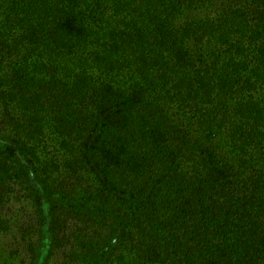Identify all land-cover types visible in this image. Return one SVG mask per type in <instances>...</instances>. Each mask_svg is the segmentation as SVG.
Listing matches in <instances>:
<instances>
[{"label":"trees","instance_id":"obj_1","mask_svg":"<svg viewBox=\"0 0 264 264\" xmlns=\"http://www.w3.org/2000/svg\"><path fill=\"white\" fill-rule=\"evenodd\" d=\"M45 229L58 264H264V0H0V234Z\"/></svg>","mask_w":264,"mask_h":264},{"label":"rangeland","instance_id":"obj_2","mask_svg":"<svg viewBox=\"0 0 264 264\" xmlns=\"http://www.w3.org/2000/svg\"><path fill=\"white\" fill-rule=\"evenodd\" d=\"M42 200L41 205L43 209H46L45 200ZM48 230L45 229L41 241L37 244L38 246L26 258L12 256L13 242L11 238L0 234V264H20L21 260H24L23 264H58V257H49L46 260L50 242V232Z\"/></svg>","mask_w":264,"mask_h":264}]
</instances>
